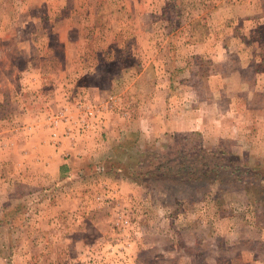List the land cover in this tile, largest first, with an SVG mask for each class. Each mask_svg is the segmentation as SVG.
Segmentation results:
<instances>
[{"label": "rangeland", "instance_id": "rangeland-1", "mask_svg": "<svg viewBox=\"0 0 264 264\" xmlns=\"http://www.w3.org/2000/svg\"><path fill=\"white\" fill-rule=\"evenodd\" d=\"M206 38L214 57L185 50ZM194 88L214 91L208 126L138 131V159L205 148L223 182L178 201L159 175L113 173L128 131L70 174L49 164L70 134L106 141L136 101ZM0 158V264H264V0H0Z\"/></svg>", "mask_w": 264, "mask_h": 264}, {"label": "crops", "instance_id": "crops-1", "mask_svg": "<svg viewBox=\"0 0 264 264\" xmlns=\"http://www.w3.org/2000/svg\"><path fill=\"white\" fill-rule=\"evenodd\" d=\"M217 47H215V44L210 38H206L196 44L194 43L193 45H189L185 50L193 55L209 54L215 56V54L218 53L216 49ZM192 92L195 94L192 100L187 97L182 100H180V98L174 100V98L178 97L177 95H168L164 98L162 105L159 101V107L153 105L154 101L159 100L158 94H151L152 97L149 96L148 102L145 104V107L147 108L143 107V105H140L139 103L137 104V101L135 104L132 101V104L134 105H131L128 112H125L127 117L123 118L124 122L121 124L120 128L116 129L115 125L110 121L107 123L106 130H111V135H107L106 141L101 140L99 135L91 136L90 132L79 135L78 137L74 134H70V136L66 137L68 142L64 141L63 146L61 147L59 145V147H57L59 151L54 153L53 157L50 158L48 162L49 164H53L52 166H54V171H63L62 169L64 168V170H66L65 173L70 174L72 170H76L74 166H72L73 163H77V160H82L84 153L91 154L93 151L92 149L103 150L105 146L107 147V139L110 140L113 134L117 136L120 132H127L131 130L139 131L142 136H145L146 134L164 135L179 131H200L204 126H208L204 123V117L207 116L206 106L211 105V108L218 112V103L214 100V98H212L214 91H210L208 89V96L205 100L199 96L198 89L194 88ZM114 97L116 98V96ZM138 98H140V96H138ZM186 100L189 101L184 102ZM119 119L122 120V118ZM95 136H98V139L94 141ZM58 142L60 144V138L58 141H54L55 145H57ZM20 147H22L21 143L18 146L19 150L22 149ZM76 153L81 154V156L77 157ZM62 154H64V157L61 156ZM60 156L62 157L61 162L59 161ZM0 159L5 161L4 158ZM18 163H20V160H18ZM11 182V180H8V184H11Z\"/></svg>", "mask_w": 264, "mask_h": 264}, {"label": "trees", "instance_id": "trees-1", "mask_svg": "<svg viewBox=\"0 0 264 264\" xmlns=\"http://www.w3.org/2000/svg\"><path fill=\"white\" fill-rule=\"evenodd\" d=\"M139 136L140 133L138 131H128L126 134V138L122 139V141H120L118 145L113 147L112 153L109 158V161L111 160L113 162V166L111 168L112 170L110 171H113V173L115 174L122 173L125 177L133 180L134 182H139L140 180L141 184L145 183V179L147 177L140 178L141 174L138 173H143V175H148L149 177L150 175H159L161 176L163 181H166L169 191L172 190L178 193V201H181V199L183 198L182 196L185 194L184 191L181 192L179 190V187L182 183H192L202 181L204 179H206V181H209L212 179V177H210L212 173H215V176L213 178L215 179V181L217 180L219 182H223V170H216L218 166H221L220 163L214 158L210 157V155L213 154L216 157H220V153L216 151L210 152L205 148H200V152L203 154L201 155L200 160H198L200 155L198 157L196 155L197 153L191 156L189 160H185L183 156L185 153L181 149H179L176 154L174 153V156H171L168 153L160 155V153L156 152H154L155 155H153L151 151L145 149V153H147L148 155L144 156V158L138 159V156L140 155V150L137 145ZM143 151L144 150H141V152ZM126 154L127 156H129V158L126 156ZM132 154H136L137 157L133 158ZM186 154L189 155L188 153ZM142 155L143 154L141 153V157ZM141 165L146 166L145 168H143L145 170L144 172L142 170H140V172L138 169L136 170V167ZM187 167L189 168L187 169ZM223 167L227 168L229 167V165H224ZM184 169L187 170L185 171ZM62 170L63 172L66 171L64 170V168ZM170 172L173 173V175ZM186 172L191 173L192 176H186ZM199 174H202V176L198 177ZM236 178L237 180L235 181H239V179H241L238 175H236ZM225 181L228 183H234V180L230 179L229 177L226 178ZM192 196L193 195H189V197ZM214 199H218L217 195L214 196Z\"/></svg>", "mask_w": 264, "mask_h": 264}, {"label": "built area", "instance_id": "built-area-1", "mask_svg": "<svg viewBox=\"0 0 264 264\" xmlns=\"http://www.w3.org/2000/svg\"><path fill=\"white\" fill-rule=\"evenodd\" d=\"M88 113H89L90 115H92L94 112H93L92 110H89V112H88ZM53 135H54V137H55V138H57V137H58V134H57L56 132H55Z\"/></svg>", "mask_w": 264, "mask_h": 264}]
</instances>
